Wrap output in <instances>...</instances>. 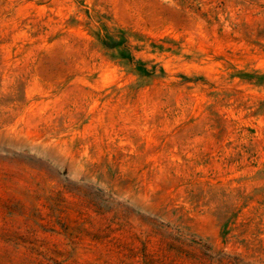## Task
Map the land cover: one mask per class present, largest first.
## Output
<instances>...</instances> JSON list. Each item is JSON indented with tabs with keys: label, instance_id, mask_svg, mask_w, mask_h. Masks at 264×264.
I'll use <instances>...</instances> for the list:
<instances>
[{
	"label": "rangeland",
	"instance_id": "obj_1",
	"mask_svg": "<svg viewBox=\"0 0 264 264\" xmlns=\"http://www.w3.org/2000/svg\"><path fill=\"white\" fill-rule=\"evenodd\" d=\"M0 264H264V0H0Z\"/></svg>",
	"mask_w": 264,
	"mask_h": 264
}]
</instances>
